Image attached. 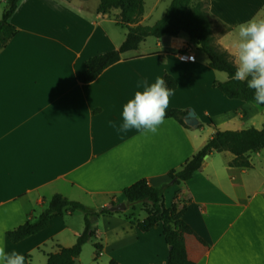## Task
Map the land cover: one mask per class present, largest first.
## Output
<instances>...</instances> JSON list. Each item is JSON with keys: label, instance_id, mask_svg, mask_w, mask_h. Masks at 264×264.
I'll list each match as a JSON object with an SVG mask.
<instances>
[{"label": "crops", "instance_id": "crops-1", "mask_svg": "<svg viewBox=\"0 0 264 264\" xmlns=\"http://www.w3.org/2000/svg\"><path fill=\"white\" fill-rule=\"evenodd\" d=\"M171 1L144 0L140 23L152 25L147 20L159 12L163 17ZM98 5L20 0L11 17L17 32L0 50V237L9 251L25 254L26 264H46L49 253L73 246L84 229V213L77 210L51 218L47 228L17 243L9 240L7 232L43 213L53 194L94 210L125 202L123 189L140 179L154 187L169 183L170 170L218 129L262 128L264 122L261 107L213 86L228 74L211 68L185 32L155 38L152 46L148 37L95 80L80 81L86 61L118 48L127 33L117 24L119 9L101 13ZM209 12L216 41L234 57L237 25L264 17V0H210ZM183 52L195 60L181 59ZM166 74L177 81L168 109H193L196 125L165 117L147 136L109 126L122 122L123 105L141 81L151 84ZM232 158L229 151L212 152L189 180L166 189V206L177 191V205H186L182 230L194 264H264V149L250 154V168L230 165ZM146 216L128 219L124 211L97 217V234L78 264H167L162 225L144 232L135 224ZM95 243L102 245L96 260Z\"/></svg>", "mask_w": 264, "mask_h": 264}, {"label": "trees", "instance_id": "trees-1", "mask_svg": "<svg viewBox=\"0 0 264 264\" xmlns=\"http://www.w3.org/2000/svg\"><path fill=\"white\" fill-rule=\"evenodd\" d=\"M19 1L6 0V9L0 18V50L17 32L16 26L11 22V17L17 10ZM209 4L210 0H172L161 19L152 25H143L140 21L145 12L144 0H99L98 11L101 13L119 9L117 24L126 28V37L118 48L90 57L86 61L85 71L78 76V79L84 83L95 80L107 67L120 61L123 53L137 50L148 37L163 38L177 36L185 32L208 55L211 68L228 74V80L215 81L213 86L229 98L253 102L254 91L247 87L246 82L232 78L235 72L234 57L215 39ZM164 78L170 88H177L175 78L169 74H166ZM259 107L264 111V105ZM186 113L185 110L167 109L166 117H173L183 125L189 126L184 119ZM262 149H264V123L262 128L250 126L236 130L218 129L213 137L185 163L177 169L170 170L171 181L169 183L161 187H154L149 184L147 179L143 178L123 189L122 195L126 203L141 202L150 206V209L146 210V218L135 222L141 231H149L156 225H162V234L169 246L167 264H194V262L187 256L182 230V216L186 205L166 206V189L172 184L180 185L189 180L194 172L203 166L205 156L212 152L229 151L233 154V158L229 162L230 165L250 168L252 166L250 154ZM116 205L118 204L113 201L110 205L94 210L80 201L71 200L61 193H55L43 213L35 219L27 220L9 230L7 236L11 242L17 243L47 228L51 218L55 216L65 212L82 211L84 213V229L77 237L75 244L70 247H61L57 252L49 253L46 262V264H75V260L82 253L83 246L97 234L96 218L104 214L122 212L111 209ZM127 218L129 219V217ZM94 246L96 260L101 255L102 245L95 243ZM113 263L116 264L114 261Z\"/></svg>", "mask_w": 264, "mask_h": 264}, {"label": "clouds", "instance_id": "clouds-1", "mask_svg": "<svg viewBox=\"0 0 264 264\" xmlns=\"http://www.w3.org/2000/svg\"><path fill=\"white\" fill-rule=\"evenodd\" d=\"M236 33L232 78L246 82L254 91L253 107L264 105V17L252 16L237 25ZM137 87L123 105L122 122L117 127L115 122L109 121V126L121 133L135 129L144 136L155 134L165 121L175 89L170 88L163 77H157L151 84L141 81ZM0 264H26V256L15 249L9 251L6 240L0 237Z\"/></svg>", "mask_w": 264, "mask_h": 264}, {"label": "rangeland", "instance_id": "rangeland-1", "mask_svg": "<svg viewBox=\"0 0 264 264\" xmlns=\"http://www.w3.org/2000/svg\"><path fill=\"white\" fill-rule=\"evenodd\" d=\"M147 1V5H150V2H151V0H146ZM6 1L5 0H0V13L3 11H5V9H6ZM165 13V12H164ZM1 15V14H0ZM3 15V14H2ZM158 15L159 16H153L152 18H150L149 20H147V22L146 23H148V24H153V23H155L159 18H161L162 16V14H161V12H159L158 13ZM164 15V14H163ZM1 18H2V16H0ZM120 26V25H119ZM121 28V27H120ZM118 30H120V29H118ZM149 41V43H148V45L149 46H152V44H153V42H154V40H155V37H150L149 39H148ZM144 48V47H143ZM261 114H262V116H263V119H264V111H262L261 110ZM257 120V119H256ZM261 123V122H260ZM264 123V122H263ZM260 125V124H259ZM262 126H263V124H261ZM261 126V127H262ZM170 199H169V202H168V204H170V205H177V203H176V201H180L181 200V198H182V196H181V192L179 191V192H176L175 193V195H171L170 197H169ZM127 204V206H126V209L124 210L125 211V214H126V216L127 217H129V219H133V220H136L137 219V215H139L141 212L142 213H145L146 214V210L147 209H150V206L149 205H147V204H143V203H141V202H138V203H132V204H128V203H126ZM128 207L130 208V209H128ZM124 211H122V212H124ZM91 246V245H90ZM87 248H90V250H92V248L91 247H87Z\"/></svg>", "mask_w": 264, "mask_h": 264}, {"label": "water", "instance_id": "water-1", "mask_svg": "<svg viewBox=\"0 0 264 264\" xmlns=\"http://www.w3.org/2000/svg\"><path fill=\"white\" fill-rule=\"evenodd\" d=\"M186 122L189 124V125H196L197 124V118H196V114L194 112L193 109H190L187 114H186ZM208 155L205 156V158H207ZM111 209L113 211H124L126 209V203L125 202H121L119 203L118 205L116 206H112ZM75 264H78V259L75 260Z\"/></svg>", "mask_w": 264, "mask_h": 264}, {"label": "built area", "instance_id": "built-area-1", "mask_svg": "<svg viewBox=\"0 0 264 264\" xmlns=\"http://www.w3.org/2000/svg\"><path fill=\"white\" fill-rule=\"evenodd\" d=\"M179 56L183 60H195L194 54H190L189 52L180 53Z\"/></svg>", "mask_w": 264, "mask_h": 264}]
</instances>
